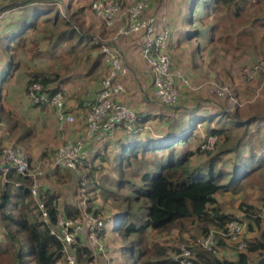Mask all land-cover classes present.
Here are the masks:
<instances>
[{
    "label": "trees",
    "instance_id": "obj_1",
    "mask_svg": "<svg viewBox=\"0 0 264 264\" xmlns=\"http://www.w3.org/2000/svg\"><path fill=\"white\" fill-rule=\"evenodd\" d=\"M180 1L177 10L166 9L164 13L160 6L157 12L151 14L156 15L160 23L164 19L167 23L172 22V35L176 30V21L181 20L189 28L187 33H183V42L196 45L197 50L200 48L199 41L207 40L210 44L215 42L213 34L217 28L216 16L219 11H231L235 17H240L255 2L195 0L191 4L189 0ZM53 3L52 0L27 1L24 6L33 4L32 9L37 10L32 15L34 21L28 20L29 16H23L26 17L24 21L21 20L24 22L23 30L7 37L8 43L15 44L16 49L30 53L35 64L40 63L41 57L56 61L58 52H70L79 59V63L75 62V58L70 61L76 63L73 66L63 59L64 64L57 63L60 67L56 64L55 68L49 66L33 71L27 86L40 83L50 95L65 91L63 85L70 82L69 74L73 75L82 61L89 63L92 50L100 47L99 42L95 45L94 41L85 37V33L75 26L74 21L54 7ZM20 5L14 2L3 10ZM69 8L68 5L67 12ZM53 10L57 11L55 15H48ZM256 22L264 24V15ZM76 34L79 38L74 42ZM3 40L0 38V49L3 48ZM42 43H47L46 49H42ZM67 44L70 46L68 49ZM19 66L18 61L12 60L10 66L0 70V104L4 98V87ZM106 70L107 66L102 73L103 77L107 74ZM263 77L264 74H261L258 81ZM181 91L179 103L183 98L191 100L190 97L200 95L185 88ZM86 104L87 100L83 102L82 109L87 110ZM211 110L204 117L198 112H185L180 121L173 120L176 114L170 116L165 112L161 117L168 122L164 130H160L161 133H156L153 126L152 132H139L136 135L127 134L121 129L130 142L122 147L115 166L110 169L119 183L117 191L111 190L113 179H107L106 186H102L93 178L90 190H102L106 200L112 198L115 202L117 211L110 221L111 229L122 238L124 246L121 252L131 264H180L178 257L182 245H191L194 264H264V207H261L264 203V182L262 186L258 185L262 192L258 202L262 204L242 203L240 206L248 214L249 233L258 232L256 237L250 239L243 236V250L219 234L236 218L225 214L218 201L220 196L240 194L247 188H255L254 182L259 178L264 180V114L241 120L227 111ZM0 114H3L2 108ZM137 116L139 128L150 122V117L146 118L140 113ZM203 122L211 127L207 137L216 136L219 139L211 151L202 150L205 140L198 137L193 140L192 130H196L197 124ZM216 124L217 128L213 126ZM234 130L239 131V136H234ZM15 144H22V141ZM107 157L105 153L100 160L101 164L94 167V171L104 169ZM7 180V184L1 181L0 185V264H67L62 243L52 235L49 225L41 219V212L29 189L30 180H22L14 170L8 173ZM19 181L23 185L17 188L16 183ZM41 197L53 225L58 213H64L68 218L80 215L77 205L66 203L61 206L59 199L49 189H43ZM90 199L93 201L94 198ZM89 209L93 211L92 207ZM101 221L106 237L109 222L103 213ZM212 230L218 231V254L193 247ZM156 234L164 239L155 237ZM227 250L232 252V257L226 255L229 252ZM72 252L78 264H94V255L85 240L78 239L72 246ZM109 253L107 247V255L101 256V264H106ZM110 259L113 261V258Z\"/></svg>",
    "mask_w": 264,
    "mask_h": 264
},
{
    "label": "built area",
    "instance_id": "obj_2",
    "mask_svg": "<svg viewBox=\"0 0 264 264\" xmlns=\"http://www.w3.org/2000/svg\"><path fill=\"white\" fill-rule=\"evenodd\" d=\"M90 9L96 20L110 33L111 41L102 43V53L108 63V72L102 80V86L94 99L87 102V121L84 135L76 139H68L60 147L49 165L54 170L77 171L90 161L88 145L103 143L112 139L117 131L123 129L127 134H136L141 129L137 124V113L129 106L119 101V96L125 89L121 81L128 75L129 70L124 65L118 41L124 37L140 35L143 39L142 56L149 67L152 76L154 94L157 101L164 107L173 108L178 105L182 89L191 93H201L206 90L216 99L224 100L230 96V90L219 85H207L190 79L180 71L174 70L173 58L169 51L172 38L171 22L164 19L162 23L156 15L149 14V0H96ZM264 74V61H254L242 71L241 77L246 83L258 81ZM207 87V88H206ZM27 96L38 107L50 108L56 111L58 123L61 126L75 122V117L66 112V95L59 91L50 95L40 83L28 86ZM148 128V127H147ZM146 129V128H145ZM218 137L210 136L202 144V150H213ZM0 182L7 184V175L16 171L22 180H30V192L41 212V219L49 225L54 235L63 245V254L67 264H78L72 252V246L78 239H83L91 249L94 260L98 255H107V247L103 239L104 227L101 215H96L97 209L89 211V203L82 201L80 215L68 218L64 213H58L55 224H52L47 207L42 200V180L45 173L41 167H35L30 162L29 154L21 147L5 145L0 141ZM22 181L16 183L21 187ZM244 223L234 220L228 223L224 232H220L229 242L238 245L243 250ZM218 231L210 233L196 242L193 247H200L213 254H218L216 242ZM180 264H194L191 245L180 246ZM106 264H116L107 258Z\"/></svg>",
    "mask_w": 264,
    "mask_h": 264
},
{
    "label": "rangeland",
    "instance_id": "obj_3",
    "mask_svg": "<svg viewBox=\"0 0 264 264\" xmlns=\"http://www.w3.org/2000/svg\"><path fill=\"white\" fill-rule=\"evenodd\" d=\"M52 1L54 2V7L59 8L68 17V19L70 18L74 21L75 26H77L78 29L83 33H85V37L96 31L98 35L97 37L100 39V42L110 43L113 32L110 33L105 28H103V26L96 20L90 9L91 3L95 0H63L64 2L58 0ZM189 1L192 4L195 0ZM254 1L255 2L253 3V5H249L246 8V11L243 12V15H241L240 17H235L231 11L218 12L216 16L217 28L213 34L215 42L210 47L206 48L207 44L205 43V41H199L201 49L203 50L204 47L206 48L204 51L203 60L205 67L202 68V71L195 68L194 56H191L193 48L189 47L190 45H188L187 43H183L180 47L178 46L179 37L183 33H187L189 29L186 28L185 24L181 20L176 21V30L173 32V38L169 43V51L173 58L174 68L176 71L182 72L187 77H189L190 79H195L197 82L205 83L210 86L213 84L227 88L230 90V96H232L224 100H219L204 93L201 95L190 97L191 101H195L196 103L198 102L202 107L206 108L207 106L212 105H214L215 108H223L224 111H227L231 115H234V117L236 116L241 120L249 119L252 116L259 115L260 113L264 114V77L262 80L253 83H246L241 77L243 69L254 59H264V24H261V22H256L257 19L262 16V14L264 15V0ZM68 5L69 7H75V9L68 10L67 12L66 7ZM36 11V8L32 9L28 7L26 9H23L22 16H29L28 20H31L33 22L34 19H32V15H34ZM56 12V10H53L48 15L54 16ZM5 19L6 21L15 20L16 14L8 12L6 15H2L0 17L1 33L2 29H4L2 28V24L5 25ZM201 33H204V31L201 30ZM78 38L79 37L76 34L73 41L77 42ZM42 46V49H46L47 43H42ZM69 47V44H67L66 48L68 49ZM67 54L66 52H58L56 61L43 59L41 57L40 63L36 65H38V68L44 69L48 68L49 66H53L55 68V65L57 63L60 65L64 64V60H67L69 57ZM180 58H182L186 63L188 69L187 72L182 71L181 67L179 68L176 60ZM5 61L6 60L3 57L1 58L0 53V63H5ZM30 61L31 60L29 58L27 63H23V66H28L29 68L31 67L30 69H32L34 66L36 67L35 64L32 66ZM58 64L57 67H60ZM73 64L76 63H71L70 65L73 66ZM209 66L213 68L211 70L212 73H209ZM74 67L77 68V66ZM103 78H101V81L103 80ZM4 88L6 89L7 86H5ZM169 109L171 108H166L167 114H169L170 116L176 114L173 120L176 119V121H180L183 119V113L180 112L179 109L175 112L172 109ZM208 111L209 110L207 109H201L198 113H200V115L204 117L208 114ZM42 120L43 119L34 121L36 138L34 140L35 143H33V146L28 147L27 145L22 144L20 145V147L27 151L29 157H31L33 161V166L41 167L43 169L45 176L43 178L42 185L45 187V189L51 190L56 198L60 199L59 203L61 204V206L66 203H73L79 206L82 204V201H85L87 204L96 201V204H94V206L92 207L95 208L98 206L99 208L97 209V215H101L103 213V215L106 216V219L109 222L107 235L105 237V234H103V239L105 241L106 247H108V250L110 251L108 256L115 259V252H119L120 246L123 244L120 241V239H122L120 235L114 234L111 229L112 223H110V221H112V217L117 211L114 205L115 202L112 200V198L106 200L105 197H103L104 192L102 190H97V192L90 190L91 184L93 185L94 183L93 178H95L96 181L99 182L102 186L108 183L107 179L110 180L111 178L113 179V183L110 184V187L112 185L111 190L117 191L119 183L117 177L113 176V173L111 174V171H109L111 164H109V168H104L105 170L99 169L95 171L94 166L98 164H95L94 166H92V168L90 166V163L86 166H83V168L72 172L52 169L49 165L51 164L58 148L53 147V145L57 146L56 141L49 138H53V136H56L55 129L53 128L56 123L55 121L53 122ZM194 122L195 121H193V123ZM204 123L206 122L198 123L196 130H192V133L194 135L193 140H196V137L200 138L201 140L208 139L207 135L211 127L209 128L208 123ZM152 126L154 131L156 132L155 124H153ZM213 126H215L216 128L218 127L217 124ZM251 131L253 132L254 129ZM233 134L237 137L239 136V131L234 130ZM218 142L216 143V145L218 144ZM9 143L14 146L16 145L13 141H10ZM187 146H190V144H187ZM54 148H56V150ZM111 156L114 158L116 157V150L111 152ZM114 160L116 161V158ZM111 162H113V159L111 160ZM53 173H56V175H53ZM263 182V178H259L254 182L255 188H247L240 194H227L220 196L218 198V201L222 208V211L227 215L235 217L236 220H240L246 223L247 226H250V220L248 221V219L246 218L248 214L244 210L242 211L240 206L242 203H248L252 205L261 203L260 201L258 202L262 195V192L258 185L261 184L262 186ZM105 189L107 188L105 187ZM90 198H94L93 201ZM88 200L90 201L88 202ZM261 207H264V203L261 205ZM256 233L258 234L257 231ZM155 237H159L161 240L164 239V237L158 234H156ZM227 256L232 257V254L228 253ZM99 263L100 262H94V264ZM121 263L128 264L127 259L124 258L123 262Z\"/></svg>",
    "mask_w": 264,
    "mask_h": 264
},
{
    "label": "crops",
    "instance_id": "obj_4",
    "mask_svg": "<svg viewBox=\"0 0 264 264\" xmlns=\"http://www.w3.org/2000/svg\"><path fill=\"white\" fill-rule=\"evenodd\" d=\"M27 1L30 0H24L22 2L0 0V11L2 10V15H6L8 12L16 14L15 20L6 21L5 19V25L2 24V28L4 29H2V33L0 32V38L4 40L2 42L3 48L0 49V53L1 58L3 57L6 61L5 63H0V70L7 68L5 66H10L12 60L14 62L18 61L20 63V66L14 70L13 74L9 78V81L5 85L7 86V88L4 89V98L3 102L1 103L2 107H0L3 109V114H0V139L4 144H10V141L16 143L17 141L21 140L23 145L31 147L33 146V143H35L34 140L36 138L34 121L43 119L42 121H55L56 124L53 128L55 129L56 136H53V138L49 139H54L56 141L57 146L53 145V147L60 148L68 139H76L84 135L86 131L87 110L82 109V104L86 100L87 102L93 100L95 95L98 93L101 86L102 73L106 66L108 67V64L106 58H104V55L101 52L100 47H98L92 50V53H90L91 60L89 63H84V61H82V63L78 65L79 67L75 70V72H73V75L69 74V77L71 76L69 78L70 82L65 83L63 86L65 87L64 92L66 95V112L75 117V122L73 124L61 126L58 123L56 111L50 108L43 109L35 107L27 96L26 88L29 76L33 73L34 69H39L37 67L38 65L35 64L36 62L34 60H32L30 53H26V51H20L16 49L14 47L15 44H9L7 41L8 36L14 33H20V31L23 30L24 22H22L21 20L23 19L24 21V18L22 16V11L23 9H26L28 7L33 8L31 6L33 4L24 6ZM14 2H17V4L21 5L9 10H3L5 7L11 5ZM180 4V0H149V14L157 12L160 6L163 9L164 13L166 12V9L171 11L177 10L176 8H179ZM69 9H75V7L72 6ZM2 15H0V17ZM97 36L98 35L95 31L86 37L90 38L91 41H94L95 45H98L100 42L98 41L99 38ZM178 40L179 47L183 43H185L183 42V34L179 37ZM203 41H205V43L207 44L206 48L212 45V43L210 44V42H208L207 40ZM142 43L143 39L140 35L124 37L120 41H118V46L122 54L123 63L129 70L128 75L122 77L121 79L125 91L119 96V101L129 106L137 113L145 116L146 118L150 117L149 120L151 124H155L156 126V133H161L160 130H164L165 123L168 122L163 117H161V115H164V113L166 112V108L168 107L164 108L155 99L156 97L154 94L152 76L150 74L147 63L144 61L141 55ZM199 46V50H197L198 47L196 45H190L189 47L193 48L191 56H194L195 68L202 71V68L205 67L203 60L204 51L206 48L204 47V49L202 50L201 45ZM67 55L69 57L65 61H69L70 64V61L75 57H73L70 52ZM29 58H31L30 63L32 64V66L35 64L36 67L34 66L32 69H28V66H23V63H27ZM83 58H85V56ZM75 60H77L75 62L79 63L78 58H75ZM176 62L179 68L181 67L182 71H188L187 65L182 58L177 59ZM208 69L209 73H212L211 70L213 68L209 66ZM106 71L108 72V70ZM204 93L208 94V92L204 90L200 93V95ZM201 107L202 106L198 102L196 103L195 101L183 98V100L176 107H173L171 109L174 112L179 109V111L182 113L190 111L199 112L201 109H207L209 110L208 112H211V109L215 111L223 110V108H215L214 105L207 106V108ZM129 142L130 139L126 138L123 130H120L117 131L116 135L112 139H108L104 143L89 144L88 147L91 145L90 149L88 148L92 159L91 164L93 166L95 164L100 165L101 158L103 157V155H105V153H107L108 160L104 163V168H109V164H111L109 169H113L116 164L114 159L119 157L122 152V147ZM22 144H19V146ZM56 148L54 149L56 150ZM114 150H116L115 158L111 156V152ZM111 158L113 159V162H111ZM54 174L56 175V173H53V175ZM43 189L47 190L44 186ZM89 204H91L90 207H92L94 206V204H96V201L90 202ZM78 208L80 209V205L78 206ZM92 208L95 209L99 207L97 206L95 208ZM244 226V235L247 239L256 237L258 235L257 233H249V228L246 223H244ZM120 241L123 244L120 246L119 252H115V259L113 258L116 264H122L121 262H123L125 258L121 252L124 246V242L122 239H120ZM227 251L229 252H227L226 255L228 253L232 254L230 250ZM101 256L104 257V255L100 254L97 256V259H95L94 262H100L99 264H101V259L103 258ZM127 262L128 264H131L130 261L127 260Z\"/></svg>",
    "mask_w": 264,
    "mask_h": 264
},
{
    "label": "clouds",
    "instance_id": "obj_5",
    "mask_svg": "<svg viewBox=\"0 0 264 264\" xmlns=\"http://www.w3.org/2000/svg\"><path fill=\"white\" fill-rule=\"evenodd\" d=\"M12 1H17V2H22L21 0H12ZM96 1V0H95ZM94 2V1H93ZM92 2V3H93ZM91 3V4H92ZM91 6V5H90ZM2 15V14H1ZM103 26V25H102ZM108 31V30H107ZM172 38H173V35H172ZM172 38H171V40H172ZM108 64V63H107ZM108 68V67H107ZM104 79V78H103ZM101 86H102V81H101ZM101 86H100V88H101ZM100 90V89H99ZM64 92V91H63ZM65 93V92H64ZM157 100V99H156ZM159 103V102H158ZM33 104V103H32ZM160 104V103H159ZM179 104V103H178ZM161 105V104H160ZM35 106V105H34ZM162 106V105H161ZM35 107H37V108H43V109H46L45 107H38V106H35ZM164 107V106H163ZM176 107V106H175ZM136 112V111H135ZM137 113V112H136ZM87 121V120H86ZM150 124V125H149ZM152 124H151V122H147L146 124H145V126H142V127H138L139 129H141L140 131H138L137 133H139V132H143V133H150V132H152L153 131V129H152ZM148 127V128H147ZM146 128V129H145ZM120 131V130H119ZM126 133V132H125ZM136 133V134H137ZM136 134H134V135H136ZM0 141H2L1 139H0ZM3 142V141H2ZM106 142V141H105ZM104 143V142H103ZM65 144V143H64ZM5 145H11V144H5ZM11 146H14V145H11ZM14 147H20L19 145H15ZM62 147V146H61ZM59 149V148H58ZM89 150V149H88ZM58 151V150H57ZM57 153V152H56ZM56 155V154H55ZM55 157V156H54ZM0 160H1V154H0ZM91 155H90V161L87 163V165L90 163V165H91ZM31 162V161H30ZM32 164V163H31ZM33 165V164H32ZM86 166V165H85ZM72 172V171H71Z\"/></svg>",
    "mask_w": 264,
    "mask_h": 264
}]
</instances>
